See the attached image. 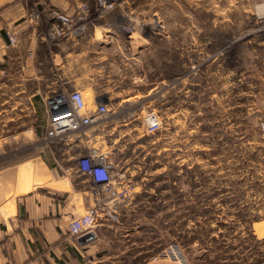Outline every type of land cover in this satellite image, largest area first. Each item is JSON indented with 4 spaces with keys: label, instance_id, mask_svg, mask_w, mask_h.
I'll use <instances>...</instances> for the list:
<instances>
[{
    "label": "rangeland",
    "instance_id": "obj_1",
    "mask_svg": "<svg viewBox=\"0 0 264 264\" xmlns=\"http://www.w3.org/2000/svg\"><path fill=\"white\" fill-rule=\"evenodd\" d=\"M262 3L119 0L85 24L67 56L75 83L64 90L111 110L88 129L89 145L108 152L131 189L119 220L139 261L173 248L191 264H264ZM38 23L45 31L46 18ZM148 112L160 118L152 131ZM48 131L47 119L27 151L53 144L40 143ZM0 146L20 147L19 134L1 135Z\"/></svg>",
    "mask_w": 264,
    "mask_h": 264
},
{
    "label": "crops",
    "instance_id": "obj_2",
    "mask_svg": "<svg viewBox=\"0 0 264 264\" xmlns=\"http://www.w3.org/2000/svg\"><path fill=\"white\" fill-rule=\"evenodd\" d=\"M32 4L68 14L76 8L75 0H0V136L17 133L21 142L15 149L0 148V264H191L157 255L139 261L131 253L139 244L120 220L99 223L95 237L85 242L82 234L69 233L70 221L93 204L90 178L69 156L75 148H81L78 155L91 148L89 131L53 141L42 152L37 143L28 152L27 142L47 124L46 97L75 83L67 56L77 37L46 42L39 20L30 16Z\"/></svg>",
    "mask_w": 264,
    "mask_h": 264
},
{
    "label": "built area",
    "instance_id": "obj_3",
    "mask_svg": "<svg viewBox=\"0 0 264 264\" xmlns=\"http://www.w3.org/2000/svg\"><path fill=\"white\" fill-rule=\"evenodd\" d=\"M264 2V0H260ZM77 12L73 15L59 10L55 6H48L47 13L31 10L30 16L34 21L45 17L47 27L40 33L46 42L55 43L66 38L79 37L85 24L93 18L102 17L113 9L119 0H75ZM93 5V14L90 12ZM123 32L132 35L134 29L130 25H123ZM9 44L16 43L15 36L7 34ZM48 112L49 131L41 138L40 143L59 140L71 133L85 134L88 129L110 115L111 110L106 102L96 99L94 107L86 104L80 89L61 90L49 94L45 99ZM160 126V118L154 112L146 115L147 131ZM39 143V144H40ZM77 170L87 175L91 181L93 204L68 224L69 233L73 236L94 231L103 221L116 222L119 220L120 204L131 195V189L123 181L115 177L114 163L108 152L98 147H91L81 152L75 159ZM157 256L182 260L173 248H167ZM86 264H94L88 262Z\"/></svg>",
    "mask_w": 264,
    "mask_h": 264
},
{
    "label": "water",
    "instance_id": "obj_4",
    "mask_svg": "<svg viewBox=\"0 0 264 264\" xmlns=\"http://www.w3.org/2000/svg\"><path fill=\"white\" fill-rule=\"evenodd\" d=\"M95 237L94 231H88L80 236V241L85 242L91 240Z\"/></svg>",
    "mask_w": 264,
    "mask_h": 264
},
{
    "label": "bare ground",
    "instance_id": "obj_5",
    "mask_svg": "<svg viewBox=\"0 0 264 264\" xmlns=\"http://www.w3.org/2000/svg\"><path fill=\"white\" fill-rule=\"evenodd\" d=\"M257 12L258 14L264 13V3L260 4V6L257 7Z\"/></svg>",
    "mask_w": 264,
    "mask_h": 264
}]
</instances>
